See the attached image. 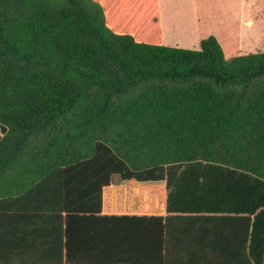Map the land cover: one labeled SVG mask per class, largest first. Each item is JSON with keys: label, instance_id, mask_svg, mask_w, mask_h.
Returning <instances> with one entry per match:
<instances>
[{"label": "trees", "instance_id": "obj_1", "mask_svg": "<svg viewBox=\"0 0 264 264\" xmlns=\"http://www.w3.org/2000/svg\"><path fill=\"white\" fill-rule=\"evenodd\" d=\"M175 171L197 186L167 210L233 213L263 264L264 51L165 45L156 0H0V219L121 218L98 215L112 175Z\"/></svg>", "mask_w": 264, "mask_h": 264}, {"label": "crops", "instance_id": "obj_2", "mask_svg": "<svg viewBox=\"0 0 264 264\" xmlns=\"http://www.w3.org/2000/svg\"><path fill=\"white\" fill-rule=\"evenodd\" d=\"M169 177L167 187L165 179L112 175L101 187L98 215L121 218L0 219V264H253L228 243L227 228L244 227L241 218L215 219L221 214L186 203L185 212L167 210L168 190H181L186 202V190L197 186L185 171Z\"/></svg>", "mask_w": 264, "mask_h": 264}, {"label": "rangeland", "instance_id": "obj_3", "mask_svg": "<svg viewBox=\"0 0 264 264\" xmlns=\"http://www.w3.org/2000/svg\"><path fill=\"white\" fill-rule=\"evenodd\" d=\"M156 1L165 45L196 48L211 35L224 58L264 51V0Z\"/></svg>", "mask_w": 264, "mask_h": 264}]
</instances>
